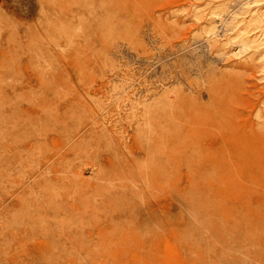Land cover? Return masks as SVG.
I'll return each mask as SVG.
<instances>
[{
  "label": "rangeland",
  "instance_id": "1",
  "mask_svg": "<svg viewBox=\"0 0 264 264\" xmlns=\"http://www.w3.org/2000/svg\"><path fill=\"white\" fill-rule=\"evenodd\" d=\"M0 264H264V0H0Z\"/></svg>",
  "mask_w": 264,
  "mask_h": 264
},
{
  "label": "bare ground",
  "instance_id": "2",
  "mask_svg": "<svg viewBox=\"0 0 264 264\" xmlns=\"http://www.w3.org/2000/svg\"><path fill=\"white\" fill-rule=\"evenodd\" d=\"M239 48V47H238ZM244 49V48H243ZM132 104V103H131ZM262 136H263V131H262ZM256 145H259V143L258 142H256ZM259 147H260V145H259Z\"/></svg>",
  "mask_w": 264,
  "mask_h": 264
}]
</instances>
